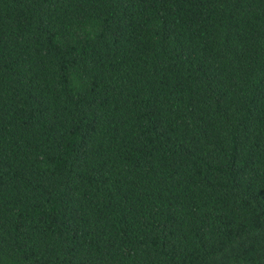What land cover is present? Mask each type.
<instances>
[{"label": "trees", "instance_id": "obj_1", "mask_svg": "<svg viewBox=\"0 0 264 264\" xmlns=\"http://www.w3.org/2000/svg\"><path fill=\"white\" fill-rule=\"evenodd\" d=\"M0 264H264V0H0Z\"/></svg>", "mask_w": 264, "mask_h": 264}]
</instances>
